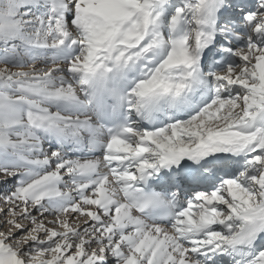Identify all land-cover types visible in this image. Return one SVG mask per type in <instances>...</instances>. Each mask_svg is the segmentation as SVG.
Here are the masks:
<instances>
[{"label":"snow or ice","instance_id":"snow-or-ice-1","mask_svg":"<svg viewBox=\"0 0 264 264\" xmlns=\"http://www.w3.org/2000/svg\"><path fill=\"white\" fill-rule=\"evenodd\" d=\"M0 264H264V0H0Z\"/></svg>","mask_w":264,"mask_h":264}]
</instances>
